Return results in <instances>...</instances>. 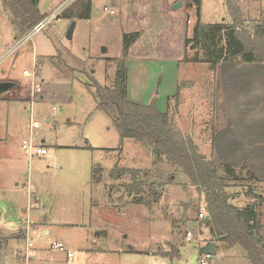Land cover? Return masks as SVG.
<instances>
[{
    "label": "rangeland",
    "instance_id": "1",
    "mask_svg": "<svg viewBox=\"0 0 264 264\" xmlns=\"http://www.w3.org/2000/svg\"><path fill=\"white\" fill-rule=\"evenodd\" d=\"M78 1L40 0L43 14L63 8L60 19L23 42L28 32L15 34L11 15L0 0V70H6L0 80L17 83L5 93L15 101L0 103V154L8 155L10 150L25 156L28 151L21 147L22 142L32 137L35 145L47 148V154H34L31 168L50 172V178L59 185L56 200L47 193L41 196L47 219L37 230L32 227L33 222L40 221L35 219V201L31 199L28 212L27 208L22 211L23 228L27 219L31 223V258L24 260L27 238H12L4 256L0 255V264L17 262L15 251H21L19 258L23 260L19 264H200L206 254L196 253L185 244V230L197 221L199 209L205 206L204 193L143 143L132 138L121 140L111 116L98 107L90 86L95 78L101 85L113 87L125 32H144L145 52L161 65L141 73H134L135 67L131 66L130 99L148 104L151 93L159 96L157 106L162 112L169 110L174 127L190 135L206 159L223 161L215 148V132L225 122L220 117L217 76H213L216 69L207 62L185 60V56L192 59L197 52L203 55L201 46L193 47L192 43L184 54L185 30L190 27L193 32L195 7L189 6V0H94L90 18L64 17L63 13L77 10ZM245 1L240 4L246 11ZM177 2L182 4L174 9ZM259 3L262 7L257 5L258 0L253 2L250 17L239 6L248 27L264 21V0ZM104 7L115 13L109 14ZM201 8L204 23L231 22L224 0H202ZM188 18L193 21L189 23ZM73 21L75 29L69 39L67 32ZM37 53L57 57L47 60L37 56V71ZM177 59H181L178 66ZM24 70L32 75H24ZM177 85L179 96L171 97L168 104L164 96L175 93ZM34 120L39 126L31 134ZM227 156L234 161L233 166L246 165L243 176L248 181L231 180L226 188L230 201L242 208L257 200L254 195H261L258 213L264 224V181L257 182L246 173L248 163L240 162L241 155ZM93 167L101 169L95 171ZM126 168L138 169L137 179H147L154 185L161 194L158 203H153L154 196L147 185L139 193L127 190L126 185L134 179L122 170ZM25 173L26 168L20 177V188L28 178ZM69 209H79L78 215H70ZM1 220L0 212V223ZM65 222L80 225L63 228L61 224ZM200 227L201 237H209L202 223ZM83 237L89 239L85 246L80 245ZM92 239L98 245H90ZM170 241L179 246L180 257L171 259L158 254L169 253ZM54 242L65 243L73 257H68L67 250L52 249ZM212 243L218 250L207 257L208 264H251L241 246L223 248L220 241ZM188 252L190 255L185 256Z\"/></svg>",
    "mask_w": 264,
    "mask_h": 264
},
{
    "label": "trees",
    "instance_id": "2",
    "mask_svg": "<svg viewBox=\"0 0 264 264\" xmlns=\"http://www.w3.org/2000/svg\"><path fill=\"white\" fill-rule=\"evenodd\" d=\"M40 0H2L5 11L11 15V21L17 31L24 35L41 22L46 14L39 11ZM231 16V23H204L201 21L202 0H189L195 7L196 22L191 37L185 39L186 50L189 44L201 46L202 57L199 52L192 59L185 56L189 62H207L212 69H216L220 61L236 62H264V21L248 27L245 25L244 15L234 0H224ZM76 11L65 12L64 16L73 19L90 18L92 0H79L75 3ZM140 32L124 34V42L120 57L116 60V75L113 87L101 85L95 78L90 86L94 88V95L98 107L104 109L111 116L119 131L121 140L132 138L147 146L152 154L164 158L170 165L176 167L187 176L190 181L204 193V202L209 220L205 225L209 234V241L222 242L223 248L241 246L246 252L251 264H264V224L258 213V207L263 198L254 195L257 200L247 206L238 207L230 201L226 192L231 180L248 182L243 176L241 167L233 166L218 158L206 159L198 150L190 135H184L174 127L169 110L162 112L157 106V99L153 98L148 104L137 103L127 95V58L132 44L139 38ZM180 86L174 97L178 98ZM1 98V96H0ZM220 117L225 120L224 103L221 95ZM133 176V181L126 185L130 192L139 193L145 185L149 193L154 196L153 203H158L161 194L147 179H137L138 169H122ZM96 171V169H95ZM116 172V168L113 169ZM246 173L255 181L259 178L247 168ZM253 191H251L252 193ZM256 194V193H254ZM6 239L0 236V255ZM170 251L158 253L163 257H180V248L170 241ZM216 249L218 247L215 245ZM131 251H135L134 249Z\"/></svg>",
    "mask_w": 264,
    "mask_h": 264
},
{
    "label": "crops",
    "instance_id": "3",
    "mask_svg": "<svg viewBox=\"0 0 264 264\" xmlns=\"http://www.w3.org/2000/svg\"><path fill=\"white\" fill-rule=\"evenodd\" d=\"M254 1L255 0L245 1V11L244 7L240 4L243 2V0H235V2L245 13L246 17H250L249 15L251 14L249 13H252L251 9L254 8ZM259 1L260 0H258L257 5L262 7V4L259 3ZM93 2L94 0H92V10ZM189 6L192 8L193 3ZM38 8L43 14V12L40 10V1ZM106 12L111 14L109 11ZM45 14L47 15V13ZM253 19L255 20L259 18L254 17ZM188 21L191 23L193 20L188 18ZM13 27L15 30L14 32H16L15 34H20L17 32V29L14 25ZM126 33L130 32H125V34ZM144 36V32L143 34H140L139 38L129 49V55L127 58V95L129 94V75L131 73L132 65L135 67L132 70L134 73H141V71L144 72L147 70L150 71L153 69V67L161 65V63H158V60L153 55L145 52L143 47ZM185 36H192L190 27L185 30ZM184 47V54L186 55V46ZM136 50L138 51L136 52ZM39 55L45 57L47 60L57 57L50 54L43 55L37 53L36 60H34L37 71L40 70V65L37 61V56ZM180 60L181 59L176 60V66L179 65ZM40 63H43V61ZM0 73L2 74V76H0L1 78L6 74V70L1 68ZM215 74L219 84V94L223 99L226 114L224 124H222L221 127L215 132V148L217 154L219 158L229 164H233L234 161H232L231 157H228L227 155H231L232 153L234 155H241L242 157L240 158V162L246 160L248 163V168L253 171L260 180L264 181V62L239 63L236 61H220L216 70L213 71V76H215ZM3 81L7 80H0V83ZM157 86L159 87V83ZM30 92H32V87L30 88ZM161 92L162 91L158 92L156 95L161 94ZM5 93L6 92L0 94V103H11L15 101L16 98L7 97ZM175 93L170 92L164 96L168 100V104L169 100L175 95ZM151 95L150 96L152 99L154 97H156V99L159 98V96L157 97L155 94L153 96L151 93ZM128 98H131L130 95H128ZM130 100L141 103L133 99ZM47 121L49 120L47 119ZM32 156L33 155H30L29 152L24 156L20 155L18 152H12L10 150L8 155H4L2 153L0 154V212L2 218L0 223V236L6 239V243L4 244L1 251L2 257L4 256V250L7 248L10 239L23 238L25 236L26 229L23 228L22 211H24V208H27L29 211L28 206L31 202V199L35 201V206L38 207L37 214H35V219L40 221L33 222L32 225V227L37 230L38 226L44 223V220L47 219L46 207L42 205L41 196L47 193L56 200L59 194V185L56 181H53V178H50V172L45 171L42 168H31L30 159ZM25 168V175L28 177L26 180L27 184L26 182H22L23 185L22 188H20V177L25 172ZM97 168L101 169V167H93V169ZM88 182L89 180H86V183ZM76 200L77 199H74L73 201ZM27 209L25 210L27 211ZM70 211H72V213H70ZM67 213L70 215L72 214V216H76L79 213V209H69ZM60 218L62 219L63 216H60ZM61 225L63 228H75L74 226L80 224L65 222ZM46 232L50 233V230H47ZM98 233L96 232V234ZM96 240L99 241L98 239ZM88 242L89 239L83 237L82 243H80V245L85 246ZM90 245L98 244L92 239ZM90 245L86 246L87 249H91ZM15 253L17 262L14 261V264H19L18 261L21 262V260H23L19 258V253H21V251H15ZM163 264H165V262Z\"/></svg>",
    "mask_w": 264,
    "mask_h": 264
},
{
    "label": "built area",
    "instance_id": "4",
    "mask_svg": "<svg viewBox=\"0 0 264 264\" xmlns=\"http://www.w3.org/2000/svg\"><path fill=\"white\" fill-rule=\"evenodd\" d=\"M62 9L63 8H61V11H62ZM61 11L58 8V9H55L54 11L50 12L49 14H47L46 17L41 22H39L37 25H35L27 33V35L23 38V42L26 41L29 37H31L32 34L41 31L43 28H45L47 25L51 24L53 21L59 20ZM105 11H109L111 14L115 13V10L109 9L108 7H105ZM23 73H24V75H27V76L32 75V73L28 70H24ZM38 90H40L39 85H38ZM38 126H39V122L37 120H34L31 123V134H32V129H34L35 127H38ZM22 148L24 150L28 151L30 153V155L36 154L37 156H42V155H45L47 153V148L44 146L35 145L33 140H32V137H30L29 139L23 140ZM26 212H28V209ZM196 220L197 221L192 222V225L187 227L185 230V244L188 247H191L195 250H198L202 246L206 245V243L209 242V237L206 236V237L202 238L201 237L202 232L200 231L201 223L203 224V229L204 228L207 229L205 222L209 220V215H208V212H207V209L205 206H203L199 209ZM30 224L31 223L27 219L26 220L25 236L28 240V245H27L28 248L26 249V253H25V259H24L25 261H27L29 258H31L29 251H30V246H32V242L29 241V238H28ZM51 248L55 249V250H59V251H66L67 250V247H66L65 243H63V242H54V243H52ZM67 254H68V257L70 259L73 257L72 252L68 251ZM208 256L209 255L206 254L205 257H201L200 264H208V262L206 260Z\"/></svg>",
    "mask_w": 264,
    "mask_h": 264
},
{
    "label": "water",
    "instance_id": "5",
    "mask_svg": "<svg viewBox=\"0 0 264 264\" xmlns=\"http://www.w3.org/2000/svg\"><path fill=\"white\" fill-rule=\"evenodd\" d=\"M182 3L181 2H177L174 5V9H176L178 6H180ZM75 24L76 22L73 21L71 26L69 27V30L67 32V37L69 39H71L73 37V32L75 29ZM103 50L105 51L106 49L103 48ZM17 83L14 81H3L0 83V94L8 91L9 89L13 88ZM194 252L199 253V254H207V255H211V254H215L217 252V249L214 245V243L212 242H208L206 243V245L202 246L200 249L195 250ZM190 255V252H188L185 256Z\"/></svg>",
    "mask_w": 264,
    "mask_h": 264
}]
</instances>
